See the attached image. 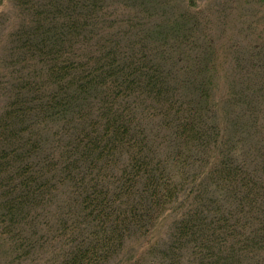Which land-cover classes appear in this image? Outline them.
I'll list each match as a JSON object with an SVG mask.
<instances>
[{
    "label": "trees",
    "instance_id": "obj_1",
    "mask_svg": "<svg viewBox=\"0 0 264 264\" xmlns=\"http://www.w3.org/2000/svg\"><path fill=\"white\" fill-rule=\"evenodd\" d=\"M214 21L0 0L3 264H264V26Z\"/></svg>",
    "mask_w": 264,
    "mask_h": 264
},
{
    "label": "rangeland",
    "instance_id": "obj_2",
    "mask_svg": "<svg viewBox=\"0 0 264 264\" xmlns=\"http://www.w3.org/2000/svg\"><path fill=\"white\" fill-rule=\"evenodd\" d=\"M195 4L198 9L211 15L215 23L221 17L223 25L220 26V41L227 45L234 40L245 39V28L252 27L245 35L249 36L255 31V36L264 26V18L260 21L264 16L261 0H195ZM4 262V258L0 257V264Z\"/></svg>",
    "mask_w": 264,
    "mask_h": 264
}]
</instances>
